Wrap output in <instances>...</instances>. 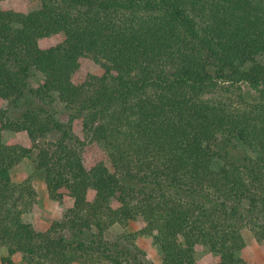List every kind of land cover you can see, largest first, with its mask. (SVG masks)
<instances>
[{"label": "trees", "instance_id": "1", "mask_svg": "<svg viewBox=\"0 0 264 264\" xmlns=\"http://www.w3.org/2000/svg\"><path fill=\"white\" fill-rule=\"evenodd\" d=\"M0 0V248L24 264H252L264 247V0ZM102 69L97 75L86 64ZM37 76V85L34 83ZM25 131L31 146L6 143ZM34 151L48 196L73 198L45 231L24 221Z\"/></svg>", "mask_w": 264, "mask_h": 264}, {"label": "rangeland", "instance_id": "2", "mask_svg": "<svg viewBox=\"0 0 264 264\" xmlns=\"http://www.w3.org/2000/svg\"><path fill=\"white\" fill-rule=\"evenodd\" d=\"M27 1L28 0H7L6 4L16 11L25 12ZM86 66L89 72L93 74L99 75L102 73V69L99 65L93 62H88ZM40 78V76H37L34 82L36 85L38 83L37 80ZM5 105L6 102L0 99V107H4ZM4 141L6 143L20 142L25 147L31 146V140L25 131L6 132L4 134ZM36 153L37 151H34L19 164L12 172V179L15 182H20L26 178H31L33 180L37 193L36 202L31 210L24 215L23 219L32 224L36 230L45 231L53 222H59L64 219L67 210L73 205V198L64 196L60 200H54L48 196L44 173L42 170H39L35 164ZM143 227L144 222L142 219H137L125 227L115 224L106 232V238L112 241L122 234H135L136 246L145 254L144 258L146 261L148 263L160 264L162 259L161 251L153 242L151 236L140 233ZM242 233L246 242L247 255L250 262L252 264H264V247L257 242L249 228H243ZM7 256V250L5 248H0V264H5L4 262ZM11 259L14 264H24L20 255H13ZM197 259L199 264H213L216 260L215 256L208 252L199 253Z\"/></svg>", "mask_w": 264, "mask_h": 264}]
</instances>
